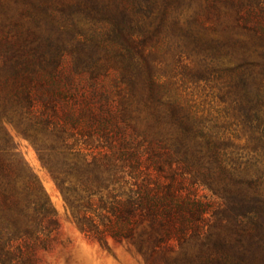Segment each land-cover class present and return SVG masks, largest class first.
I'll use <instances>...</instances> for the list:
<instances>
[{
	"label": "trees",
	"instance_id": "obj_1",
	"mask_svg": "<svg viewBox=\"0 0 264 264\" xmlns=\"http://www.w3.org/2000/svg\"><path fill=\"white\" fill-rule=\"evenodd\" d=\"M0 78V264H36L60 226L6 123L102 245L264 264V0H0Z\"/></svg>",
	"mask_w": 264,
	"mask_h": 264
},
{
	"label": "rangeland",
	"instance_id": "obj_2",
	"mask_svg": "<svg viewBox=\"0 0 264 264\" xmlns=\"http://www.w3.org/2000/svg\"><path fill=\"white\" fill-rule=\"evenodd\" d=\"M41 26L46 30V34L54 28L44 22L41 23ZM54 33L55 31H53ZM69 55L68 52H64L63 58L68 64H71L72 59ZM115 80V75L101 77V90L106 93H114L116 91ZM81 85L80 93L91 91L89 81ZM3 86H5L4 80L0 78V88H3ZM188 86L189 92H192V98L203 103L205 108L215 115L223 107L219 98L216 97V89L205 85V83L199 85L189 83ZM89 95L86 94L83 97ZM71 104L74 107L78 106L75 101ZM110 104L112 109H117L116 103L111 102ZM6 124L18 143L24 159L39 177L44 189L50 196L60 221L59 229L38 250L36 264H162L161 257L158 254H152L147 246L141 247L137 240H115L108 235L107 245L105 246L84 233L76 223L71 209L68 207L48 168L39 159L34 144L19 134L15 126L9 123ZM120 124L123 126L124 122L122 121ZM82 137H84V140L88 138V136ZM96 137L99 138L96 143L105 142L103 138H100V135ZM52 139L51 135L43 136V140L47 145L52 142ZM245 141L246 139L239 140L240 143H245Z\"/></svg>",
	"mask_w": 264,
	"mask_h": 264
}]
</instances>
